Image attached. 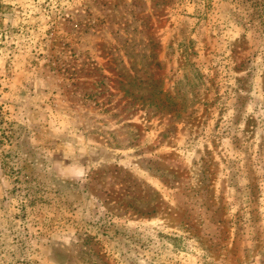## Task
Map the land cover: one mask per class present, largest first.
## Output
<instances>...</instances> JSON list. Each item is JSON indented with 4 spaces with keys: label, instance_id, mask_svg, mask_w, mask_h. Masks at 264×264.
<instances>
[{
    "label": "rangeland",
    "instance_id": "374dc122",
    "mask_svg": "<svg viewBox=\"0 0 264 264\" xmlns=\"http://www.w3.org/2000/svg\"><path fill=\"white\" fill-rule=\"evenodd\" d=\"M0 264H264V0H0Z\"/></svg>",
    "mask_w": 264,
    "mask_h": 264
}]
</instances>
